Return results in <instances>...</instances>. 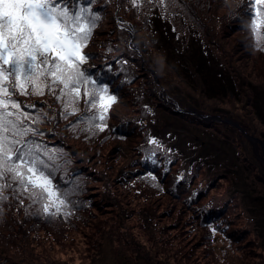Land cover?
<instances>
[{
    "label": "trees",
    "instance_id": "trees-1",
    "mask_svg": "<svg viewBox=\"0 0 264 264\" xmlns=\"http://www.w3.org/2000/svg\"><path fill=\"white\" fill-rule=\"evenodd\" d=\"M184 1L138 0L141 5L138 8L132 0H84L85 5L90 3L93 11L100 14L94 33L83 49L90 55L84 68L97 83L107 84L109 93L117 96L106 114L107 129L96 130L95 134L86 130L87 117L98 115L97 109L88 101L89 85L84 86V97L71 104L69 97L59 88L56 95L49 87L42 94L29 89L31 94L15 97L24 111L30 113L26 123L39 129L40 135L30 138L46 145L50 152L55 150L53 155L58 158L52 161L57 168L53 174L54 184L61 191L71 189L73 194L69 203L58 214L52 215L42 211L40 199L32 198L30 190L10 178L0 179V183L7 184L0 192L3 197L0 199V264H71L61 260L55 262L54 258L62 252L78 253L77 236L85 241L89 252L94 250L97 255L105 238H109L117 247L122 242L132 245L134 251L126 256L131 264H162L164 261L157 258L158 250H150V241L147 240V237L156 240L161 232L167 235L164 240L174 252L170 256L175 264H221L223 260H215L212 251L218 241L230 246L232 256L237 255L235 251L238 250L246 263L264 264L262 237L255 235L257 229L259 234L262 232L254 219L252 221L247 215L237 191L231 190L232 198L215 191L221 189L222 181L229 178L221 163L215 165L209 156L186 155L182 149L162 143L156 135L159 114H167L201 125L204 134L209 132L211 136L223 139L220 123L206 120L201 107H196L194 112L184 109L170 91V80L159 84L150 79L156 65L151 58L152 50L157 49L169 64H173L170 49L158 37L159 22L170 28L167 27L166 32L170 34L167 40L178 42L185 48L191 40L197 41L199 34L192 30V26L182 20L175 23L185 15L179 6ZM189 3L192 8L201 1ZM252 3L253 0H237L235 10L222 24L230 30L226 38L238 34L242 39L241 45L234 44V48L247 49L264 57V44H257L251 26L245 23L254 14ZM131 26L135 32L133 45ZM171 28L176 32L174 35H171ZM210 35L200 36V39H205L203 44L214 55L217 47L215 38L209 40ZM205 53L211 55L209 49ZM196 73L203 74L198 70ZM166 86L169 92L166 89L163 92L162 88ZM227 91L225 96L236 98L231 96L232 91ZM205 94L202 95L205 97ZM251 107L248 103L244 108L252 110L254 116ZM73 108L78 110L73 111ZM211 122H215L216 129L209 128ZM153 138L159 144H152ZM153 153L158 163L145 159L146 156L152 157ZM252 165L249 157L244 156V171L249 172ZM149 172L157 177L156 181L147 175ZM181 175L183 180L179 179ZM102 214H106L108 222L101 218ZM2 217H9L8 222H2ZM167 217L172 219V230L162 223ZM50 218L55 219L56 225L61 221L73 227L75 223L74 229H65L66 234L61 236L58 234L62 230L53 233L39 221ZM132 226L136 230L133 231ZM54 228L58 229L57 226ZM138 229L139 234H135ZM189 239L192 243L199 240L202 245L196 242V248L192 243L185 245ZM176 243L177 249L174 248ZM189 247H192L190 252L187 251ZM113 249L115 253L118 251L116 247ZM239 264H243L242 261Z\"/></svg>",
    "mask_w": 264,
    "mask_h": 264
},
{
    "label": "rangeland",
    "instance_id": "rangeland-1",
    "mask_svg": "<svg viewBox=\"0 0 264 264\" xmlns=\"http://www.w3.org/2000/svg\"><path fill=\"white\" fill-rule=\"evenodd\" d=\"M193 1L195 0H185V3L182 4L183 6L179 5L185 15L184 17L178 16L179 19L176 17L175 20H178L175 23H179V20H182L187 25L192 26V30L199 34L197 35V41L191 40L189 46L185 48L184 45L182 46L178 42L174 43L167 40L166 38L170 35L166 32L168 31V26L164 22H159L157 24L158 37L170 49L169 55L173 59L174 65L169 64V61L157 49L152 50L151 58L156 62V65L153 76H150V79L152 81L155 80L159 84L160 82H166L167 79L168 81L170 80L171 82L169 83L172 84L170 91L177 96L176 98L180 100V104L185 107L184 109L194 112L197 111L196 107H201L203 109L201 113L207 116L206 120H215L220 123L219 127L223 132L221 133L223 139L218 138V136H211L212 134H208L209 132L206 133L207 135L204 134L202 129L204 127L201 125L188 123L182 118L167 114H159V128L156 135L162 143H168L172 147L180 148L186 152V155L209 156L215 165L221 163L222 170L227 172L226 175L229 178L222 181L223 187L215 190L216 193L223 197L227 195L228 198H232L234 195L231 190L237 191L236 194L240 198L241 204L245 207V210L247 209V215L252 221L254 219L262 232V234H259L260 232L257 229L255 235L258 238L259 235L262 237L259 240L260 244L264 246V57H260L257 53L247 49L237 50L234 48L235 45H241L242 39H239L238 34L231 36L229 39L226 38V34L230 30L222 22H226L228 14L235 10L237 0H200L201 4L198 6L193 4L191 8L189 2ZM158 25L160 26L159 28ZM129 28L133 37H131L132 42L135 37L134 27L131 26ZM104 29L107 30V27H104ZM171 31V35L176 33L172 28ZM209 34H211L208 36L209 40L215 38L214 41L217 47L214 53L215 56L211 49L203 44L205 39H200V36ZM167 41H170L172 45ZM173 47L174 49L171 51ZM208 49L212 56L206 55L205 52ZM220 49L222 53H220ZM196 70L204 75L195 74ZM253 80L255 81L254 83ZM165 89L169 92L168 86L162 88L163 92ZM227 90H230V93L232 91L231 96H236V98L225 96L228 92ZM204 92L210 96L207 97L205 94L204 97L202 95ZM149 102L151 103V100ZM248 103H251V108H253L255 113L254 116L252 110L244 108L248 107ZM195 113L201 114L200 112ZM209 126H211L209 127L211 129H216L215 122H211ZM231 141L232 143H230ZM244 156L249 157V161L253 164V169L250 168L249 172L244 171L242 166ZM101 218L108 222L106 214H102ZM8 219L9 217H2L1 221L7 223ZM39 221L46 228L52 229L51 232L53 233L58 234V231L62 230L58 234L60 236L65 235L67 230L74 229L73 227L75 226L74 223L73 227H69L65 222L61 221L56 225L55 219L51 218L39 219ZM162 223L165 228L173 229L171 217L163 218ZM55 226L58 229H55ZM131 229L133 231L136 230L134 226ZM90 232L92 233V231ZM139 232L140 229L135 231V234H139ZM142 235L143 233L138 237ZM166 237L167 235H163V232L154 241L147 237V240L150 241L148 245H151L152 249L150 248V250H158L157 258L164 261L162 264H175L174 258L170 256L174 252L170 249L171 246L169 244L166 245L164 240ZM195 242L200 246L202 245L199 240ZM195 242L192 243L191 239H189L185 245L188 244L190 246L192 243V247L195 246L196 248L197 244H194ZM75 243L78 253L62 252L55 256L54 261L61 260L71 264L79 262L88 264L95 260L92 264H131L127 261L126 256L129 257L131 252L134 251L132 245L122 242L117 247L112 240L105 238L102 243V250L97 255L94 250L89 252V247L82 238L77 236ZM115 247L118 249L116 253L113 249ZM192 247H189L187 251L190 252ZM215 247V251L212 250L215 254L214 258H216L215 260H223L221 264L235 262L239 264L241 261L243 264L246 263L238 250L235 251L237 255L232 256L230 246L220 244L218 241ZM174 248L177 249V243Z\"/></svg>",
    "mask_w": 264,
    "mask_h": 264
},
{
    "label": "snow or ice",
    "instance_id": "snow-or-ice-1",
    "mask_svg": "<svg viewBox=\"0 0 264 264\" xmlns=\"http://www.w3.org/2000/svg\"><path fill=\"white\" fill-rule=\"evenodd\" d=\"M132 3L141 6L138 0ZM252 7L254 14L245 23L251 26L257 44H264V0H253ZM99 19L100 14L84 0H0V179L10 178L30 190L32 198L40 199L42 211L52 215L69 203L73 192L61 191L54 184L55 150L50 152L30 138L40 135L39 129L26 123L30 113L15 97L31 94L29 89L42 94L49 87L56 95L59 88L71 104L84 97V86L89 85L88 101L98 115L87 117L86 130L95 134L107 129L106 114L117 96L84 68L90 55L83 49ZM150 142L159 144L155 138ZM145 159L158 163L155 153ZM147 175L157 180L152 172ZM5 187L7 184L0 183V192Z\"/></svg>",
    "mask_w": 264,
    "mask_h": 264
},
{
    "label": "water",
    "instance_id": "water-1",
    "mask_svg": "<svg viewBox=\"0 0 264 264\" xmlns=\"http://www.w3.org/2000/svg\"><path fill=\"white\" fill-rule=\"evenodd\" d=\"M132 38H133V37H132ZM131 44L133 45V40H132Z\"/></svg>",
    "mask_w": 264,
    "mask_h": 264
}]
</instances>
